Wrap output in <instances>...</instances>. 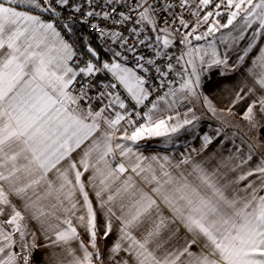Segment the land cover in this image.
I'll return each mask as SVG.
<instances>
[{
    "label": "crops",
    "instance_id": "crops-1",
    "mask_svg": "<svg viewBox=\"0 0 264 264\" xmlns=\"http://www.w3.org/2000/svg\"><path fill=\"white\" fill-rule=\"evenodd\" d=\"M239 4L182 41L178 85L129 124L74 108L73 47L34 0H0V264H264V0Z\"/></svg>",
    "mask_w": 264,
    "mask_h": 264
},
{
    "label": "built area",
    "instance_id": "built-area-1",
    "mask_svg": "<svg viewBox=\"0 0 264 264\" xmlns=\"http://www.w3.org/2000/svg\"><path fill=\"white\" fill-rule=\"evenodd\" d=\"M48 16L54 28L73 47L79 59L83 78L68 84L69 103L79 108L81 102L98 112L99 102L117 104L127 123H135L179 83L177 53L182 41L195 43L215 27L226 28L239 12L237 0H34ZM245 3L251 0H243ZM148 11L154 30L147 27ZM90 40L100 50V63L75 41ZM156 34H167L173 41L167 45L156 41ZM116 63L128 67L142 82L145 98H132L108 71ZM94 66L104 80L85 72Z\"/></svg>",
    "mask_w": 264,
    "mask_h": 264
},
{
    "label": "rangeland",
    "instance_id": "rangeland-1",
    "mask_svg": "<svg viewBox=\"0 0 264 264\" xmlns=\"http://www.w3.org/2000/svg\"><path fill=\"white\" fill-rule=\"evenodd\" d=\"M249 3V1H248ZM144 16L146 18L147 23L149 24L150 28L154 30L155 26L154 23L152 21V18L150 17L148 11H144ZM158 34H156L155 36H157ZM169 44L168 42H166L165 40L162 41V45H167ZM111 71L113 70H121L124 74L126 73V70H129L132 74V70L128 67L125 66H120L118 64H114L113 66H111L110 68ZM134 75V74H133ZM131 74H129V76H133ZM135 76V75H134ZM136 77V76H135ZM137 78V77H136ZM138 79V78H137ZM138 81H140L138 79ZM141 82V81H140ZM249 114H245L241 117V119L235 120V118L232 120L236 125L242 127V129L247 132L249 135H253V132L256 130V128L254 127L255 125H253V117L251 116V114L248 116ZM259 145V144H257ZM260 146V145H259Z\"/></svg>",
    "mask_w": 264,
    "mask_h": 264
},
{
    "label": "trees",
    "instance_id": "trees-1",
    "mask_svg": "<svg viewBox=\"0 0 264 264\" xmlns=\"http://www.w3.org/2000/svg\"><path fill=\"white\" fill-rule=\"evenodd\" d=\"M71 32V35L75 38V41L79 44V46L83 49L86 50L88 47L93 48L97 54H98V59H100L101 54H100V50L94 45L93 42H91L90 40H86V41H82L77 37L75 28H73L72 26H68Z\"/></svg>",
    "mask_w": 264,
    "mask_h": 264
},
{
    "label": "water",
    "instance_id": "water-1",
    "mask_svg": "<svg viewBox=\"0 0 264 264\" xmlns=\"http://www.w3.org/2000/svg\"><path fill=\"white\" fill-rule=\"evenodd\" d=\"M93 260L94 261H98L99 260V252L98 251L93 252Z\"/></svg>",
    "mask_w": 264,
    "mask_h": 264
}]
</instances>
